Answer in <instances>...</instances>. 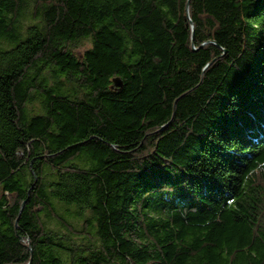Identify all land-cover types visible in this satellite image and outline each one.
<instances>
[{"label": "trees", "instance_id": "16d2710c", "mask_svg": "<svg viewBox=\"0 0 264 264\" xmlns=\"http://www.w3.org/2000/svg\"><path fill=\"white\" fill-rule=\"evenodd\" d=\"M0 264H264V0H0Z\"/></svg>", "mask_w": 264, "mask_h": 264}]
</instances>
